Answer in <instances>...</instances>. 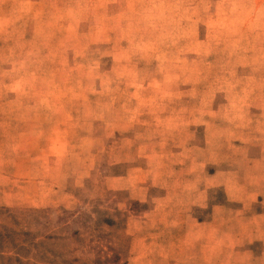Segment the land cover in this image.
<instances>
[{
    "label": "rangeland",
    "instance_id": "obj_1",
    "mask_svg": "<svg viewBox=\"0 0 264 264\" xmlns=\"http://www.w3.org/2000/svg\"><path fill=\"white\" fill-rule=\"evenodd\" d=\"M0 264H264V0H0Z\"/></svg>",
    "mask_w": 264,
    "mask_h": 264
}]
</instances>
